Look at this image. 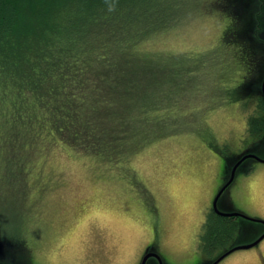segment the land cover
<instances>
[{
	"label": "rangeland",
	"instance_id": "1",
	"mask_svg": "<svg viewBox=\"0 0 264 264\" xmlns=\"http://www.w3.org/2000/svg\"><path fill=\"white\" fill-rule=\"evenodd\" d=\"M179 2L167 30L148 34L141 46L150 57L185 60L164 122L175 133L134 152L127 145L119 161L44 143L31 152L23 184L7 185L12 180L5 183L1 172L0 192L12 196L2 199L14 203L11 210L0 204V234L23 242L1 247L0 264H140L150 244L162 264H210L224 252L210 261L198 240L216 193L242 154L264 159V134L247 135L253 104L232 106L224 90L245 84L242 93L252 96L251 85L264 79V2ZM224 149L233 158L225 159ZM218 200L222 212L264 220V163L245 161ZM238 223L229 247L264 233L261 224L241 217ZM256 246L218 264H261L264 239Z\"/></svg>",
	"mask_w": 264,
	"mask_h": 264
},
{
	"label": "trees",
	"instance_id": "2",
	"mask_svg": "<svg viewBox=\"0 0 264 264\" xmlns=\"http://www.w3.org/2000/svg\"><path fill=\"white\" fill-rule=\"evenodd\" d=\"M175 1L0 0V173L12 180L7 185L23 184L31 152L44 143L119 161L127 145L134 152L175 133L164 122L185 60L141 51L148 34L167 30L181 6ZM242 86L224 90L232 106L253 104L246 130L257 137L264 134L261 83L251 85L252 96ZM4 192L0 204L11 210L14 199L4 202L12 198ZM238 231L237 218L209 213L200 252L211 261ZM22 242L0 234V248Z\"/></svg>",
	"mask_w": 264,
	"mask_h": 264
},
{
	"label": "water",
	"instance_id": "3",
	"mask_svg": "<svg viewBox=\"0 0 264 264\" xmlns=\"http://www.w3.org/2000/svg\"><path fill=\"white\" fill-rule=\"evenodd\" d=\"M261 93L264 99V79L261 83ZM247 158H254L257 162L260 163H264V159H261L255 155H245L244 157H242L231 169L230 172V177L228 179V181H226L224 183L223 186H221V188L218 190V192L216 193L213 201H212V209L215 211L216 214L220 215V216H227V217H241L245 220L251 221V222H255V223H261L264 225V220L261 219H257V218H253V217H249L247 215H244L240 212H222L217 208V201L219 199V197L222 195V193L226 190V188H228V186L233 182L234 176H235V172L237 167ZM264 238V233L258 237L257 239H255L254 241L250 242L249 244L246 245H239V246H234L229 248L228 250L224 251L221 255H219L214 261H212L210 264H218L219 262H221L226 256H228L229 254H231L234 251L237 250H241V249H249L252 248L254 246H256L262 239ZM149 258H155L158 261V264H162V260L160 258V256L155 253V252H147L143 258L140 264H146L147 260Z\"/></svg>",
	"mask_w": 264,
	"mask_h": 264
},
{
	"label": "flooded vegetation",
	"instance_id": "4",
	"mask_svg": "<svg viewBox=\"0 0 264 264\" xmlns=\"http://www.w3.org/2000/svg\"><path fill=\"white\" fill-rule=\"evenodd\" d=\"M246 154H250V153H244V154H242V156L243 155H246ZM250 155H255V154H253V153H251ZM256 156V155H255ZM249 159H254V158H247V159H245L238 167L240 168V167H242L243 166V163H245V161H247V160H249ZM255 160V159H254ZM256 161V160H255ZM237 167V169H236V172H235V175L237 174V170L239 169ZM251 168H246V171H249ZM235 177V176H234ZM234 180V179H233ZM227 189V188H226ZM218 204L220 205V203H219V200L217 201V208L221 211V209L218 207ZM209 213H211V212H214L215 213V211L212 209V203H211V205H210V208H209V211H208ZM225 212H240L241 213V211H225ZM208 213V214H209ZM234 218H237V219H239L240 217H234ZM245 220V219H244ZM258 224H261V223H258ZM261 225H263V224H261ZM263 227H264V225H263ZM260 237V236H259ZM258 238V237H257ZM256 238V239H257ZM264 239V238H263ZM262 239V240H263ZM262 240L260 241V242H262ZM259 242V243H260ZM259 243L257 244V246L259 245ZM256 246V247H257ZM154 248H156V245L155 244H150V246H149V248H148V250L146 251V253L147 252H155V250H154ZM156 253V252H155ZM158 254V253H157ZM159 255V254H158ZM259 256V260H260V263L261 264H264V259H263V257L261 256V254H259L258 255ZM150 259V258H149ZM148 259V260H149ZM153 259H155V258H153ZM157 261V260H156ZM158 263V262H157Z\"/></svg>",
	"mask_w": 264,
	"mask_h": 264
}]
</instances>
